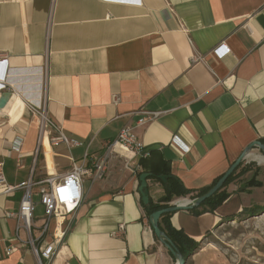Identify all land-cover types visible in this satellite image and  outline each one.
I'll use <instances>...</instances> for the list:
<instances>
[{
	"label": "crops",
	"instance_id": "obj_1",
	"mask_svg": "<svg viewBox=\"0 0 264 264\" xmlns=\"http://www.w3.org/2000/svg\"><path fill=\"white\" fill-rule=\"evenodd\" d=\"M222 42L230 50L217 58L211 50ZM0 52L8 56L0 62L7 85L0 90L1 170L15 185L33 167L31 236H40L45 218L44 180L61 177L85 153H102L124 126L134 127L147 152L135 157L137 170L110 157L100 179L83 177L74 214L50 218L36 243H55L67 224L50 264H175L151 229L139 175L149 173L145 193L155 203L167 173L187 189L211 187L251 142H264V0H0ZM43 96L49 117L78 144H50L49 131L33 162L38 116L28 103ZM147 111L161 114L137 126ZM256 150L241 165L263 160ZM222 191L227 197L214 210L196 206L165 218L199 243L185 264L209 261L204 238L242 210L236 182ZM21 196L0 186V251L12 249L0 264H37L28 231L10 215Z\"/></svg>",
	"mask_w": 264,
	"mask_h": 264
},
{
	"label": "built area",
	"instance_id": "obj_2",
	"mask_svg": "<svg viewBox=\"0 0 264 264\" xmlns=\"http://www.w3.org/2000/svg\"><path fill=\"white\" fill-rule=\"evenodd\" d=\"M229 47L225 43H220L215 46L211 53L217 58H221L229 53ZM7 54L0 52V62L6 63ZM193 59H200V57H194ZM5 81H0V90L6 88ZM118 97L113 95V103L118 101ZM29 111L38 116V140L37 148L34 151V159L41 145L42 137L49 131H54V135L49 136L48 141L50 144L57 145L64 143L67 147H71L78 144V141L67 137L61 130L60 126L53 121L46 108V98L39 101L37 105L28 103ZM144 117L140 118L137 122V126L146 124L157 118L161 112L147 111L144 112ZM19 143H16L12 150L17 152V165L21 164L23 154L20 153ZM147 152L144 150L142 141L134 131V127L124 126L122 127L116 137L112 141L105 143V147L102 153L89 155L85 153L80 161H72V168L59 178L49 177L44 180L47 185L40 186L39 196L40 203L44 209V220L40 227L41 234L39 237L34 238L31 236L32 220H33V202L31 200V187L34 185L32 179L33 167L30 169L29 177L18 184L10 185L5 181L2 173L0 162V186H3V193L9 194L15 189L22 190V196L20 199L19 208L16 214H10L15 216L20 225L26 229L29 233L26 243L31 247L32 252L35 254L37 264H50L53 257L57 253V245L63 235L66 232L67 224L62 223L59 227L57 240L55 243L49 244L45 247L36 245L39 239L46 233L48 220L52 217L57 219L60 216L73 215L76 207L83 199L82 181L83 177H89L92 181L100 179L105 170L108 159L110 157H121L125 160L124 166L127 168L134 167L133 170H137L138 164L135 162L136 156L144 157ZM123 232L122 225L119 227L118 233ZM12 249H4L0 251V257L2 255H9Z\"/></svg>",
	"mask_w": 264,
	"mask_h": 264
},
{
	"label": "rangeland",
	"instance_id": "obj_3",
	"mask_svg": "<svg viewBox=\"0 0 264 264\" xmlns=\"http://www.w3.org/2000/svg\"><path fill=\"white\" fill-rule=\"evenodd\" d=\"M254 154L264 155L260 150ZM251 158L237 168L229 182L238 184L244 206L204 238L201 252L209 256L205 264H264V157Z\"/></svg>",
	"mask_w": 264,
	"mask_h": 264
},
{
	"label": "trees",
	"instance_id": "obj_4",
	"mask_svg": "<svg viewBox=\"0 0 264 264\" xmlns=\"http://www.w3.org/2000/svg\"><path fill=\"white\" fill-rule=\"evenodd\" d=\"M264 143V142H263ZM241 164L237 167L239 168ZM237 168L229 175L223 186L217 190L212 196L207 198L198 206L207 205L211 210H214L216 206L221 204V202L227 197V193H222V189L225 185H227L235 175V171ZM164 184V193L159 198V200L155 203L149 201L148 204L144 205L146 209L147 217L149 215L159 209L168 207L170 202H172L175 198L183 197L189 195L191 199L202 195L205 193L210 187L200 188V189H187L185 188L181 182L174 176L169 173L166 174L165 179H163ZM196 207L192 208L191 211H194ZM260 209V208H259ZM168 214H163L159 218V227L160 229L172 240L178 250L181 252L182 256L185 258L190 254L193 250L198 248L199 243L192 238L188 237L182 230H175L172 228L166 221L165 218ZM235 217L234 214L227 215L225 219H230Z\"/></svg>",
	"mask_w": 264,
	"mask_h": 264
},
{
	"label": "water",
	"instance_id": "obj_5",
	"mask_svg": "<svg viewBox=\"0 0 264 264\" xmlns=\"http://www.w3.org/2000/svg\"><path fill=\"white\" fill-rule=\"evenodd\" d=\"M253 148H257L258 150L264 153V143H262L260 140H255L251 142L205 193L191 200L184 201L183 203L174 202L170 204L168 207L156 210L149 215L148 218H149L150 226L151 229L153 230L155 237L165 246V248L173 256V258H175L176 260L175 264H185L187 257L184 258L182 256L181 252L178 250V248L175 246L172 240L160 229L159 227L160 216L177 210H189L192 209L193 207L200 205L203 201H205L207 198L212 196L217 190H219L223 186L229 175L241 164L242 161L246 159V157L249 155L250 151ZM148 175L149 173L147 172H142L139 175L140 183L138 186V192L141 197V202L144 205L148 204V202L150 201L149 196L145 193V188L147 185L146 178L148 177Z\"/></svg>",
	"mask_w": 264,
	"mask_h": 264
},
{
	"label": "bare ground",
	"instance_id": "obj_6",
	"mask_svg": "<svg viewBox=\"0 0 264 264\" xmlns=\"http://www.w3.org/2000/svg\"><path fill=\"white\" fill-rule=\"evenodd\" d=\"M179 203H183V202H179Z\"/></svg>",
	"mask_w": 264,
	"mask_h": 264
}]
</instances>
